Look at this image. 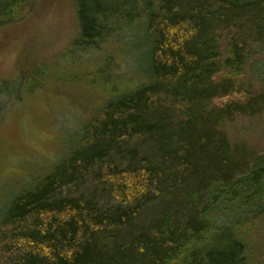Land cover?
Listing matches in <instances>:
<instances>
[{"label":"trees","instance_id":"16d2710c","mask_svg":"<svg viewBox=\"0 0 264 264\" xmlns=\"http://www.w3.org/2000/svg\"><path fill=\"white\" fill-rule=\"evenodd\" d=\"M30 2L0 0V27L14 21L20 6ZM250 2L252 6L242 10ZM263 4L264 0H191L185 6L182 0H76L79 34L71 49L98 48L127 30L136 40L133 45L123 46L127 49L115 45L113 53L99 57L115 60L124 55L130 62H141L142 68L134 67V72L138 76L143 71L147 80L126 89L128 93L115 88L113 97L82 127L68 157L32 192L8 206L0 220V264H264V250L255 244V221L264 215V193L257 188L261 177L264 181V154L253 157L249 173L233 182L213 179L207 186L203 172L197 175L202 183L188 179L195 159L204 160L206 154L213 161L211 171L222 168L221 175L226 170L225 176L230 175L229 164L235 163L230 160L228 140L221 141L217 127L235 115H261L264 94L238 85L244 60L234 38L220 52L217 38L209 33L212 25L227 23L247 10L252 13L249 26L256 40ZM34 66L20 74L17 101L20 94L42 86V68ZM102 74L97 69L96 76ZM239 92L240 100L224 108L212 105ZM173 135L179 139L173 140ZM144 136L157 140L158 170L144 166L118 171L110 159L120 145ZM185 136L187 145L173 148ZM203 166L200 162L202 171ZM167 170L170 175L161 176ZM87 176L109 185L120 207L100 211L81 201L57 199ZM160 183L173 185L174 190L184 186L186 190H166L183 205L164 215L151 237L132 238L134 220L157 199ZM246 186L251 192L243 190ZM241 194L244 200L239 206ZM234 209L242 215L231 219ZM218 213L221 217L215 218ZM98 236L108 239L109 249L98 248Z\"/></svg>","mask_w":264,"mask_h":264},{"label":"rangeland","instance_id":"374dc122","mask_svg":"<svg viewBox=\"0 0 264 264\" xmlns=\"http://www.w3.org/2000/svg\"><path fill=\"white\" fill-rule=\"evenodd\" d=\"M188 1L191 0H182V5L185 6ZM75 2L76 0H31L28 6H20V14H17L14 21L0 27V220L16 198L23 193L32 192L36 185L68 157L69 151L81 136L82 127L89 118L94 117L95 111L102 109L107 98L113 97L115 88L123 93L147 80L143 71L138 76L134 72V67L142 68L141 62H130L124 55L115 60L111 57L101 60L99 57L100 53H113L115 45H133L136 40L127 30L117 38L109 37L98 48L81 46L71 49L79 34ZM250 4L252 3L245 5L242 10L252 6ZM251 14L246 10L237 17H230V23L212 25V32L209 34L217 38L220 52H224L229 39L234 38L244 60L243 70L237 77L239 87L252 93L264 94V12H261L259 18L257 41L251 35ZM73 62H78V66ZM34 64L44 70H39L43 74L40 82L42 86L29 94H20L17 101L15 92H19L16 83L20 74L36 69ZM105 65L106 69H102ZM97 69L103 71L101 78L96 76ZM5 85L6 88H1ZM239 95L240 92L233 99H216L212 105L218 109L224 108L233 100H240ZM259 112L261 115L254 118L235 115L230 120L222 121L221 127L216 126L222 133L221 141L228 140L225 143H228L232 154L233 159L230 160L235 163L234 166L229 164L232 168L230 175L225 176L227 170L221 175L222 168L211 171L213 161L210 159L211 155L206 154L204 160L195 159L188 179L195 178L200 183L205 180L209 182V186L215 182L213 179H228L233 182L249 173L252 158L264 154V104ZM175 133L179 134L178 131ZM177 138L178 136L173 135V140ZM188 139L189 137L180 138V144H173L172 140L173 148L186 146ZM196 141L192 140L193 143ZM156 147L157 140L149 137L127 139L110 160L118 171L144 166L158 170ZM194 154L198 155V149L194 150ZM200 162L204 164V171L199 167ZM207 170H210L209 173ZM201 172L205 173L202 180L197 176ZM167 175H170L169 170L161 176ZM261 180L257 188L264 193V181L261 183ZM159 185L160 194L157 199L144 207L134 220L130 232L132 238L142 235L151 237L154 234L153 227L161 218L166 214L172 215L183 205L179 197L172 198V194L166 193V190L182 191L184 186L180 185L174 190L173 185ZM243 190L251 192L252 189L246 186ZM57 199L81 201L100 211L120 207L111 196V187L95 181L92 176H87L76 188L63 190ZM243 200L244 194H241L236 204L241 206ZM220 214H214L215 218L221 217ZM241 215L242 211L234 209L229 216L232 219ZM226 222L228 221L225 220L224 225ZM255 224L256 247L264 250V215L256 219ZM107 240L104 236H98V248L109 249Z\"/></svg>","mask_w":264,"mask_h":264}]
</instances>
